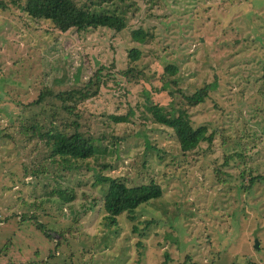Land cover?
Segmentation results:
<instances>
[{"label":"rangeland","instance_id":"1","mask_svg":"<svg viewBox=\"0 0 264 264\" xmlns=\"http://www.w3.org/2000/svg\"><path fill=\"white\" fill-rule=\"evenodd\" d=\"M74 1L118 13L126 26L60 31L48 19L0 9V264H264V182L244 188L250 167L264 171V141L224 159L243 150L241 134L262 131L249 117L264 76V0ZM137 28L147 32L142 42L132 36ZM132 47L140 50L134 61ZM127 64L142 70L137 79L118 72ZM168 64L176 73H166ZM100 65L106 80L76 113L51 97L32 103L44 85H82ZM213 81L189 114L194 125L217 129L211 142L183 152L144 102L176 108L183 94ZM30 120L68 132L76 120L96 156L60 164L44 139L24 131ZM97 172L128 185L156 181L162 195L137 206L134 218L122 212L108 223V183Z\"/></svg>","mask_w":264,"mask_h":264},{"label":"trees","instance_id":"2","mask_svg":"<svg viewBox=\"0 0 264 264\" xmlns=\"http://www.w3.org/2000/svg\"><path fill=\"white\" fill-rule=\"evenodd\" d=\"M19 9L27 13L35 19H48L53 26L60 31H65L71 27L78 30H86L90 27L106 26L113 31H120L126 26L125 19L122 15L115 12H89L87 9L76 5L74 0H0V9ZM132 36L139 41H144L147 32L142 28H137L132 31ZM264 41V39H263ZM140 50L132 47L128 51L130 61L138 59ZM106 66L100 65L92 75L82 85L73 86L64 90L56 91L44 85L37 95L32 100L35 105H41L48 101V97L55 98L60 101L61 107L69 113H76V104L91 96H95L100 89V86L106 80V74L103 72ZM167 74H174L177 71V66L168 64L165 66ZM120 72L129 80L137 79L142 73V70L136 68L134 64H127ZM108 73V72H107ZM176 84V79L169 80ZM216 82H206L197 87L191 93L183 94V103L175 108L166 109L164 105L151 101L144 102L147 109L150 111L154 121L172 128L179 142L181 151L186 152L195 149L202 141L211 142L213 134L217 128L209 129L206 123L194 125L190 118L189 108L206 101L212 90L215 88ZM179 90V88H177ZM173 95V91H169ZM259 96V106L255 109L250 120L255 119L262 126V131L254 130L253 134L248 136L240 135L242 140L243 150L235 151L233 154L225 155V161L231 155H237L242 158L248 152L246 145L248 143H256L264 141V76H260V87L257 89ZM26 104L24 105V107ZM254 116V117H253ZM113 118L118 121L127 120L124 114L114 115ZM24 131H28L29 138L31 135H37L45 140V143L50 148V156H57L61 159L60 164L68 166H77V161L94 157L97 154V146L90 136H86L78 129V122L74 120V126L71 132L58 128L56 124L51 122L49 129H42L37 121H28L24 126ZM222 141L225 137L222 136ZM73 162V164H72ZM106 166L103 164V167ZM42 167V166H41ZM37 169V170H36ZM257 170V169H255ZM38 171V168H35ZM222 170L216 166L215 174L219 181H222L220 174ZM248 183L244 188L252 187L258 183L264 182V171H255L252 167L249 168ZM240 176H245V170L240 172ZM97 180L106 181L107 187L103 194V208L105 210L104 217L108 223H116V217L122 212L127 213L129 218H134V210L141 203L150 199L158 198L162 195V186L156 181L147 183H139L128 185L119 177H114L107 174L97 172ZM66 198H70L68 193L64 194ZM250 264V263H245Z\"/></svg>","mask_w":264,"mask_h":264},{"label":"water","instance_id":"3","mask_svg":"<svg viewBox=\"0 0 264 264\" xmlns=\"http://www.w3.org/2000/svg\"><path fill=\"white\" fill-rule=\"evenodd\" d=\"M255 245L257 246V243H255Z\"/></svg>","mask_w":264,"mask_h":264}]
</instances>
